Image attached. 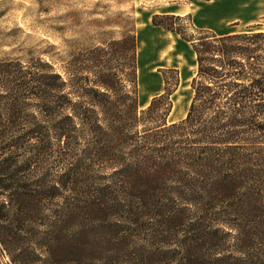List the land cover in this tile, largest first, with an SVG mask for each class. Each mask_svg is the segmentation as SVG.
I'll return each mask as SVG.
<instances>
[{
  "label": "trees",
  "instance_id": "16d2710c",
  "mask_svg": "<svg viewBox=\"0 0 264 264\" xmlns=\"http://www.w3.org/2000/svg\"><path fill=\"white\" fill-rule=\"evenodd\" d=\"M183 18L153 17L197 57L175 123L179 83L140 108L136 36L73 75L0 60V264H264V30Z\"/></svg>",
  "mask_w": 264,
  "mask_h": 264
},
{
  "label": "rangeland",
  "instance_id": "374dc122",
  "mask_svg": "<svg viewBox=\"0 0 264 264\" xmlns=\"http://www.w3.org/2000/svg\"><path fill=\"white\" fill-rule=\"evenodd\" d=\"M161 14L185 17L177 25L192 38L199 37L193 26L218 34L264 30V0H0V60H42L63 76L73 75L74 69L90 67L86 60L95 54L107 61L114 43L135 36L138 43L140 33V108L165 92L166 78L171 92L179 83L168 123L179 122L194 95L197 61L189 43L154 25L153 17ZM159 37L174 45L169 63H156L147 54L150 41ZM125 67L122 59L112 63L114 70Z\"/></svg>",
  "mask_w": 264,
  "mask_h": 264
},
{
  "label": "bare ground",
  "instance_id": "6f19581e",
  "mask_svg": "<svg viewBox=\"0 0 264 264\" xmlns=\"http://www.w3.org/2000/svg\"><path fill=\"white\" fill-rule=\"evenodd\" d=\"M140 51H141V34L139 33L138 34L139 54H140ZM174 52H175L174 45L172 44V42L170 40L159 37V38H155L152 41H150L147 54L149 56V59L153 60L156 63H169L174 60V57H173Z\"/></svg>",
  "mask_w": 264,
  "mask_h": 264
},
{
  "label": "crops",
  "instance_id": "0c3cea01",
  "mask_svg": "<svg viewBox=\"0 0 264 264\" xmlns=\"http://www.w3.org/2000/svg\"><path fill=\"white\" fill-rule=\"evenodd\" d=\"M194 52V51H193ZM196 59H197V57H196ZM167 68H169V67H167ZM173 69H178V68H173ZM195 75H196V72H195Z\"/></svg>",
  "mask_w": 264,
  "mask_h": 264
}]
</instances>
